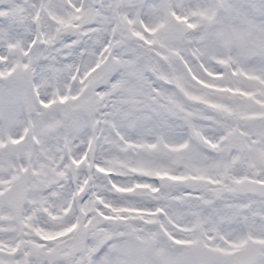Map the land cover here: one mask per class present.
<instances>
[{"label":"snow or ice","instance_id":"1","mask_svg":"<svg viewBox=\"0 0 264 264\" xmlns=\"http://www.w3.org/2000/svg\"><path fill=\"white\" fill-rule=\"evenodd\" d=\"M0 264H264V0H0Z\"/></svg>","mask_w":264,"mask_h":264}]
</instances>
